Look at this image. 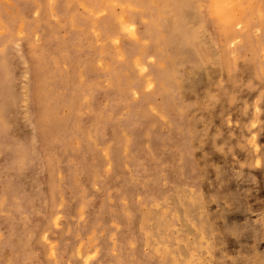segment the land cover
<instances>
[{"label":"clouds","instance_id":"obj_1","mask_svg":"<svg viewBox=\"0 0 264 264\" xmlns=\"http://www.w3.org/2000/svg\"><path fill=\"white\" fill-rule=\"evenodd\" d=\"M0 264H264V0H0Z\"/></svg>","mask_w":264,"mask_h":264}]
</instances>
